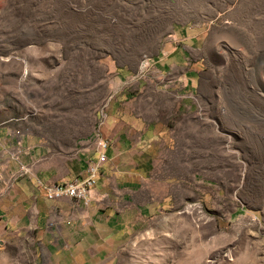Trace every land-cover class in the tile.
Returning a JSON list of instances; mask_svg holds the SVG:
<instances>
[{
    "label": "rangeland",
    "instance_id": "1",
    "mask_svg": "<svg viewBox=\"0 0 264 264\" xmlns=\"http://www.w3.org/2000/svg\"><path fill=\"white\" fill-rule=\"evenodd\" d=\"M190 43L196 92L163 112L172 196L118 264H264V0H0V129L68 153L123 92L167 90L151 60ZM32 260L29 239L0 246Z\"/></svg>",
    "mask_w": 264,
    "mask_h": 264
},
{
    "label": "crops",
    "instance_id": "2",
    "mask_svg": "<svg viewBox=\"0 0 264 264\" xmlns=\"http://www.w3.org/2000/svg\"><path fill=\"white\" fill-rule=\"evenodd\" d=\"M186 47L195 49L190 43L151 60L167 90L149 87L152 95L140 99L123 92L106 107L99 126L100 139L107 142L106 161L86 208L69 198L46 200L37 181L60 183L81 176L87 161L96 157L92 133L66 153L48 149L36 135L19 141L0 129V246L9 239H29L31 264H118L128 236L163 211L172 196L164 163L180 159L170 147L176 131L163 112L175 92L187 99L196 92L200 62L190 59ZM19 147L27 154L15 161L11 154Z\"/></svg>",
    "mask_w": 264,
    "mask_h": 264
},
{
    "label": "built area",
    "instance_id": "3",
    "mask_svg": "<svg viewBox=\"0 0 264 264\" xmlns=\"http://www.w3.org/2000/svg\"><path fill=\"white\" fill-rule=\"evenodd\" d=\"M103 117L98 119L97 125L89 138V141L96 146V157L87 161L86 168L81 176L60 183L37 181V185L43 190L46 200L58 201L62 198H69L81 207L86 208L89 205L90 193L95 188L100 170L106 161L105 150L107 142L101 140L99 136V126L103 122ZM21 153L26 154V149L21 147L15 149L11 154L12 159L18 161ZM19 164V171L25 173V166L21 163Z\"/></svg>",
    "mask_w": 264,
    "mask_h": 264
}]
</instances>
